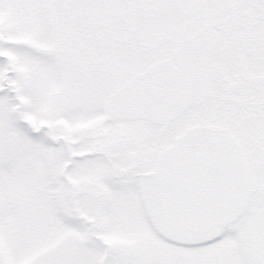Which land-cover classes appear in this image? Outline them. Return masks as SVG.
Instances as JSON below:
<instances>
[{
  "label": "snow or ice",
  "instance_id": "1",
  "mask_svg": "<svg viewBox=\"0 0 264 264\" xmlns=\"http://www.w3.org/2000/svg\"><path fill=\"white\" fill-rule=\"evenodd\" d=\"M0 264H264V0H0Z\"/></svg>",
  "mask_w": 264,
  "mask_h": 264
}]
</instances>
